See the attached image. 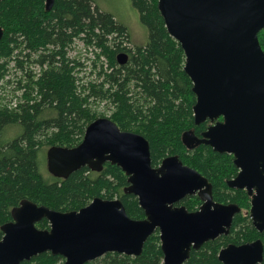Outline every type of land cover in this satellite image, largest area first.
Masks as SVG:
<instances>
[{"label":"trees","instance_id":"1","mask_svg":"<svg viewBox=\"0 0 264 264\" xmlns=\"http://www.w3.org/2000/svg\"><path fill=\"white\" fill-rule=\"evenodd\" d=\"M131 2L149 33L142 46L134 45L128 28L101 10L95 0H54L50 11H46V0L1 2L0 89L10 86L12 91L0 96V240L2 226L13 221V209L24 200L71 212L80 211L96 198L120 199L130 218H146L138 198L126 193L128 177L117 165L107 163L101 173L85 167L66 180L52 175L46 179L42 174V157L47 163L49 148L78 146L87 126L106 117L94 110L98 101L110 108L109 118L122 131L147 139L154 167L177 155L210 181L216 202L241 207L230 234L192 250L185 263L223 264L219 260L223 248L264 243V231L253 225L247 191L227 185L239 171L234 157L216 153L207 145L189 149L184 143L185 133L192 145L193 138L200 139L208 127V123L195 125L197 98L184 70V51L169 35L158 0ZM258 37L264 52V30ZM78 41L94 58L90 70L95 77L89 82L82 83L78 76L85 64L70 56ZM119 53L128 54L126 65L118 64ZM14 99L19 101L15 107ZM180 205L194 212L202 201L192 196ZM36 226L42 230L50 227L46 219ZM163 260L157 230L139 257L107 253L87 264H163ZM21 264H65V259L47 252Z\"/></svg>","mask_w":264,"mask_h":264},{"label":"water","instance_id":"2","mask_svg":"<svg viewBox=\"0 0 264 264\" xmlns=\"http://www.w3.org/2000/svg\"><path fill=\"white\" fill-rule=\"evenodd\" d=\"M5 0H0L3 2ZM54 0H46L50 11ZM169 35L185 54L184 70L196 95L195 125L208 123L200 145L234 157L238 174L230 189L251 197L254 227L264 231V0H158ZM4 31L0 27V41ZM119 65L129 56L119 53ZM223 118L222 121H219ZM192 141V140H191ZM47 168L57 179H68L87 167L101 173L107 163L128 177L126 193L138 198L146 218H130L120 199L96 198L80 211L60 212L24 200L13 209V221L2 226L0 264L31 262L43 253L61 256L65 264H87L107 253L139 257L158 230L163 264H185L192 250L230 234L238 204L214 200L213 185L177 155L152 163L150 144L140 134L122 131L109 117H99L74 147H51ZM198 196L202 205L190 212L180 203ZM46 219L49 229L37 224ZM223 264H263L264 243L228 245L219 253Z\"/></svg>","mask_w":264,"mask_h":264},{"label":"rangeland","instance_id":"3","mask_svg":"<svg viewBox=\"0 0 264 264\" xmlns=\"http://www.w3.org/2000/svg\"><path fill=\"white\" fill-rule=\"evenodd\" d=\"M95 3L101 10L114 15L119 22L128 28L134 45L142 46L147 43L149 34L148 30L141 23L139 12L133 7L131 0H95ZM70 56L85 64V68L81 69V72L78 75L81 79H83L82 83L89 82L94 79L95 74L90 70L91 59H94L90 49L84 47L80 41L75 42ZM10 91H12V87L10 86L0 89V96L4 97L5 94H8ZM1 102L4 104L6 101ZM18 102L19 101L14 99L13 107H15V104ZM93 108L99 115H105L106 117L111 116L112 111L105 103L95 101ZM42 162V174L46 179H50L52 176L48 172L47 163L44 157H42Z\"/></svg>","mask_w":264,"mask_h":264},{"label":"flooded vegetation","instance_id":"4","mask_svg":"<svg viewBox=\"0 0 264 264\" xmlns=\"http://www.w3.org/2000/svg\"><path fill=\"white\" fill-rule=\"evenodd\" d=\"M103 171V170H102Z\"/></svg>","mask_w":264,"mask_h":264}]
</instances>
